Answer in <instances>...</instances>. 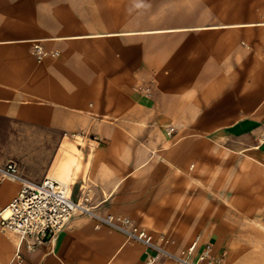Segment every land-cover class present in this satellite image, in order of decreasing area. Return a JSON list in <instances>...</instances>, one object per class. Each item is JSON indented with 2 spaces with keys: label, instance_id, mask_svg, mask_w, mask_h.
<instances>
[{
  "label": "crops",
  "instance_id": "obj_1",
  "mask_svg": "<svg viewBox=\"0 0 264 264\" xmlns=\"http://www.w3.org/2000/svg\"><path fill=\"white\" fill-rule=\"evenodd\" d=\"M263 134L264 0H0L1 165L175 248L264 264ZM20 189L0 181V211ZM96 224L33 247L0 225V264H148Z\"/></svg>",
  "mask_w": 264,
  "mask_h": 264
},
{
  "label": "built area",
  "instance_id": "obj_2",
  "mask_svg": "<svg viewBox=\"0 0 264 264\" xmlns=\"http://www.w3.org/2000/svg\"><path fill=\"white\" fill-rule=\"evenodd\" d=\"M36 47L42 50L40 45ZM173 130L174 128L171 129ZM71 136H77V133H72ZM6 179L18 181L21 189L0 211V225L4 230L17 234L21 243L27 242L29 247L54 238L65 229L74 215L83 214L95 219L98 228L107 225L125 233L130 240L143 243L154 252L148 257V264H156L158 255H164L170 264H202L204 261L220 264V260L212 256L208 245L201 251L198 261L192 259L199 237L182 253L173 252L162 246L152 233L135 225L129 217L99 213L89 196L74 199L67 186L59 180L46 177L38 182L30 179L21 172L16 161L0 164V181Z\"/></svg>",
  "mask_w": 264,
  "mask_h": 264
},
{
  "label": "rangeland",
  "instance_id": "obj_3",
  "mask_svg": "<svg viewBox=\"0 0 264 264\" xmlns=\"http://www.w3.org/2000/svg\"><path fill=\"white\" fill-rule=\"evenodd\" d=\"M261 142H264V134L261 137ZM157 241L164 247H166L167 249L176 252V253H182V251L187 250L189 247L187 248H180V247H174L176 244V241L173 240L172 238L166 236V235H160V237L157 239ZM199 245V243H198ZM208 246H210L211 248V254L215 259H219L220 260V264H225V260H226V253L224 254H217L214 250L213 244L212 243H208L206 244ZM203 250V249H202ZM202 250H199V246H197V248L195 249V251L192 254V259L195 261L199 260V255L201 253ZM156 264H170V262L168 261V259L164 256V255H158L156 258ZM202 264H212L211 261L206 262L204 261Z\"/></svg>",
  "mask_w": 264,
  "mask_h": 264
}]
</instances>
